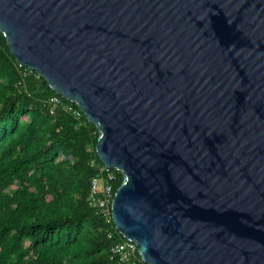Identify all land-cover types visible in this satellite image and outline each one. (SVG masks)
Returning a JSON list of instances; mask_svg holds the SVG:
<instances>
[{
  "label": "water",
  "instance_id": "1",
  "mask_svg": "<svg viewBox=\"0 0 264 264\" xmlns=\"http://www.w3.org/2000/svg\"><path fill=\"white\" fill-rule=\"evenodd\" d=\"M16 61L122 174L146 264H264V0H0Z\"/></svg>",
  "mask_w": 264,
  "mask_h": 264
},
{
  "label": "trees",
  "instance_id": "2",
  "mask_svg": "<svg viewBox=\"0 0 264 264\" xmlns=\"http://www.w3.org/2000/svg\"><path fill=\"white\" fill-rule=\"evenodd\" d=\"M97 137L76 103L16 61L0 31V264H121L110 249L126 238L87 200L104 165ZM109 171L116 191L122 174Z\"/></svg>",
  "mask_w": 264,
  "mask_h": 264
},
{
  "label": "built area",
  "instance_id": "3",
  "mask_svg": "<svg viewBox=\"0 0 264 264\" xmlns=\"http://www.w3.org/2000/svg\"><path fill=\"white\" fill-rule=\"evenodd\" d=\"M51 101L57 104L59 99L54 96ZM53 111V110H52ZM109 167L102 165L98 168L96 175L91 180L88 193V204L97 209L105 218L107 223L113 222L111 215L112 202L116 191H113L111 180L114 179ZM112 233H109L110 237ZM110 258L116 259L121 264H136L140 258L138 248L134 241L129 239L116 242L110 249Z\"/></svg>",
  "mask_w": 264,
  "mask_h": 264
}]
</instances>
